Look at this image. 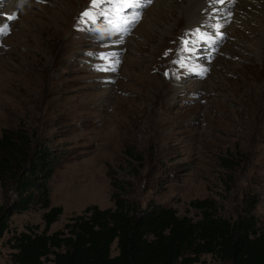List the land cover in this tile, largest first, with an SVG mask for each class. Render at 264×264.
Segmentation results:
<instances>
[{"label": "rangeland", "instance_id": "374dc122", "mask_svg": "<svg viewBox=\"0 0 264 264\" xmlns=\"http://www.w3.org/2000/svg\"><path fill=\"white\" fill-rule=\"evenodd\" d=\"M194 1L0 0V136L25 127L59 154L50 233L118 199L193 220L208 199L232 221L254 199L264 227V8L235 21L253 0L232 6L229 36ZM45 212L11 218L0 264H16L12 238L42 232Z\"/></svg>", "mask_w": 264, "mask_h": 264}, {"label": "trees", "instance_id": "16d2710c", "mask_svg": "<svg viewBox=\"0 0 264 264\" xmlns=\"http://www.w3.org/2000/svg\"><path fill=\"white\" fill-rule=\"evenodd\" d=\"M62 165L49 141L25 127L0 136V241L16 214L44 209L45 229L27 230L12 239L16 264H198L209 255L222 263L264 264V227L249 209L236 221L219 215L211 200H197L198 220L172 207L150 203L142 210L118 199L114 208L89 206L50 233L63 213L52 206L51 180ZM116 244L117 255H113Z\"/></svg>", "mask_w": 264, "mask_h": 264}, {"label": "bare ground", "instance_id": "6f19581e", "mask_svg": "<svg viewBox=\"0 0 264 264\" xmlns=\"http://www.w3.org/2000/svg\"><path fill=\"white\" fill-rule=\"evenodd\" d=\"M250 1L251 0H223V2H221V0H197V9L203 15V17L206 20H208V21L212 20L214 32L218 31V33L223 32V34H224L227 31L229 33V36H231V34H232L231 31H232L234 25H233V22L230 24L231 26L228 25L229 21H230L229 19L231 18L230 17L231 16L230 8L232 6L237 8L241 4H244L247 2L250 3ZM192 2H193V0H183L182 4H178V3H174V4L177 6V8H176L177 11L188 12L187 10H189L191 8ZM160 4H161V6L159 5V7L162 8V10H160V12H164L166 9H167V11L170 10V8H168L166 4H164L162 2ZM244 6H245V4H244ZM192 7H194V6H192ZM258 7L264 8V0H253L252 3L249 5L248 11L241 9V11L243 12L242 15H241V13L236 12V18L234 20L236 21V19H243V17H247V14L254 16L253 18H255V19H259L260 17L258 15H256V11L260 10V9H258ZM233 11H235V9ZM239 11H240V9H239ZM182 16L184 17L185 14ZM186 19H187V16H186ZM174 20H175V22L178 23L179 17L178 18L176 17ZM189 28L191 30L193 29L191 27H189ZM186 37H188V36H186ZM187 46L189 47V41L187 42Z\"/></svg>", "mask_w": 264, "mask_h": 264}, {"label": "snow or ice", "instance_id": "6c2138e0", "mask_svg": "<svg viewBox=\"0 0 264 264\" xmlns=\"http://www.w3.org/2000/svg\"><path fill=\"white\" fill-rule=\"evenodd\" d=\"M92 2L95 4L96 0H92ZM221 2H223V0H221ZM120 3H121V6H131V5H128V0H120ZM84 16H89L90 14L85 11L83 13ZM14 17L13 16H9L8 19L11 20L13 19ZM8 30V25H4V27L2 29H0V31H7Z\"/></svg>", "mask_w": 264, "mask_h": 264}]
</instances>
